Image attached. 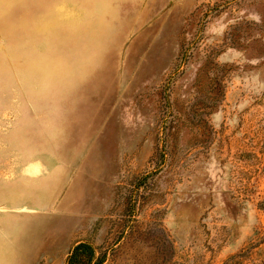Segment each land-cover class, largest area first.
Here are the masks:
<instances>
[{
  "label": "rangeland",
  "instance_id": "1",
  "mask_svg": "<svg viewBox=\"0 0 264 264\" xmlns=\"http://www.w3.org/2000/svg\"><path fill=\"white\" fill-rule=\"evenodd\" d=\"M264 264V0H0V264Z\"/></svg>",
  "mask_w": 264,
  "mask_h": 264
},
{
  "label": "trees",
  "instance_id": "2",
  "mask_svg": "<svg viewBox=\"0 0 264 264\" xmlns=\"http://www.w3.org/2000/svg\"><path fill=\"white\" fill-rule=\"evenodd\" d=\"M107 259V253H99L93 243L80 241L72 248L67 264H105Z\"/></svg>",
  "mask_w": 264,
  "mask_h": 264
}]
</instances>
